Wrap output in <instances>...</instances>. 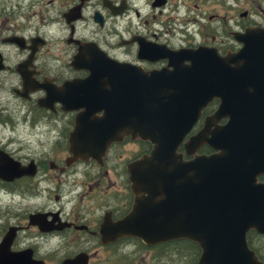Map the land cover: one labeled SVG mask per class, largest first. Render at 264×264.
Segmentation results:
<instances>
[{
  "label": "flooded vegetation",
  "instance_id": "obj_1",
  "mask_svg": "<svg viewBox=\"0 0 264 264\" xmlns=\"http://www.w3.org/2000/svg\"><path fill=\"white\" fill-rule=\"evenodd\" d=\"M4 2L6 5H0V72H8L9 80L13 79L7 92L36 113L22 123L47 136L34 151L20 153L0 145L7 158L29 171L11 179L0 178V191L9 195V203L0 206V244L6 237L5 261L196 264L200 248L192 240L145 243L122 229L121 222L130 213L135 197L128 165L149 153V141L126 134L110 142L99 156L74 154L69 136L79 109L65 111L59 101H47L45 105L40 100L46 96L44 87L30 89L39 84L59 87L65 81L85 77L88 71L78 68L72 59L81 44L94 46L113 61L143 70L166 66V51L203 47L219 55L232 53L241 45L239 37L264 28V0ZM58 40L66 45L68 54L52 58L48 46ZM2 45L19 51L13 64L7 62ZM208 104L212 110L202 115ZM208 104L183 141L215 109L217 100ZM203 147L207 149L202 151ZM176 151L183 153L182 143ZM200 151L212 152L206 145L196 152ZM256 181L264 183V172L256 176ZM245 241L256 260L264 264V234L249 229Z\"/></svg>",
  "mask_w": 264,
  "mask_h": 264
},
{
  "label": "water",
  "instance_id": "obj_2",
  "mask_svg": "<svg viewBox=\"0 0 264 264\" xmlns=\"http://www.w3.org/2000/svg\"><path fill=\"white\" fill-rule=\"evenodd\" d=\"M238 40L224 55L203 47L166 51V66L150 70L81 44L72 59L85 77L30 89L44 87L45 105L79 109L69 136L74 154L99 156L126 134L149 141V153L128 165L135 197L122 229L145 243L192 240L200 248L196 264H262L245 234H264V183L256 181L264 172V28ZM214 98V111L183 141ZM202 145L212 152H196ZM27 172L0 151V178ZM5 239L0 264H8Z\"/></svg>",
  "mask_w": 264,
  "mask_h": 264
},
{
  "label": "rangeland",
  "instance_id": "obj_3",
  "mask_svg": "<svg viewBox=\"0 0 264 264\" xmlns=\"http://www.w3.org/2000/svg\"><path fill=\"white\" fill-rule=\"evenodd\" d=\"M0 1L4 2L5 0ZM10 3H14V1ZM0 5L4 6L6 2L0 3ZM65 47L66 45L60 40L52 42L48 46V55L52 58H60L64 54L67 56L68 52L64 50ZM1 50L10 65L19 58V51L13 46L2 45ZM10 84H13V79L9 80L8 72H0V145L20 153L37 150L41 147V141L46 140L47 136L41 135L36 127L22 123L24 118H33L36 113L29 111L27 103L14 99L7 92ZM22 105H25L26 109ZM6 116L9 118L3 119ZM8 203L9 195L0 191V206L4 207Z\"/></svg>",
  "mask_w": 264,
  "mask_h": 264
},
{
  "label": "trees",
  "instance_id": "obj_4",
  "mask_svg": "<svg viewBox=\"0 0 264 264\" xmlns=\"http://www.w3.org/2000/svg\"><path fill=\"white\" fill-rule=\"evenodd\" d=\"M212 109H211V104H208L204 109H203V112H202V115H204L205 113H208V112H210ZM204 149H207L206 147H203L202 148V151L204 150ZM202 151H200L201 153H207L208 151H205V152H202Z\"/></svg>",
  "mask_w": 264,
  "mask_h": 264
}]
</instances>
